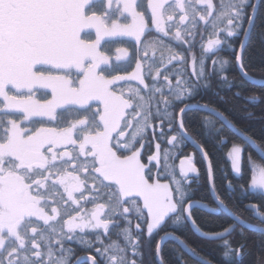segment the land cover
Returning <instances> with one entry per match:
<instances>
[{"label": "snow or ice", "instance_id": "1", "mask_svg": "<svg viewBox=\"0 0 264 264\" xmlns=\"http://www.w3.org/2000/svg\"><path fill=\"white\" fill-rule=\"evenodd\" d=\"M256 10L253 0H147L146 10L142 0H0V264H81L66 241L85 249L96 245V255L87 256L91 264H143L141 249L150 248L157 229L187 223L218 242L222 259L251 255L243 232L238 245L229 239L237 222L244 223L230 198L233 186L229 183L227 195L217 187L211 153L187 130L185 101L218 75V61L208 69L203 55L222 45L234 56L241 79L249 78L244 41L236 49L234 40L248 35ZM153 29L158 35L150 34ZM114 38L136 43L134 54L125 47L115 50V61L135 60V68L122 75L113 74L119 65L110 63L109 45L102 43ZM197 44L200 58L193 51ZM211 110L235 126L223 112ZM203 124L222 148L223 127ZM236 128L255 143L246 129ZM165 139L170 149H162ZM186 140L207 162V191L215 206L197 203L232 217L214 233L200 229L192 215L189 174L200 180L193 157L180 160L183 179L169 164ZM153 143L156 151L148 160L156 161L155 174L142 163V150ZM228 155L240 176L241 147L233 144ZM251 187L264 192V166L254 165ZM256 215L264 220V211ZM113 231L123 245L111 239ZM166 236L186 245L173 232ZM187 247L201 264H213L195 246ZM156 252L162 255L160 243ZM177 261L184 264L180 256ZM253 264H264V242Z\"/></svg>", "mask_w": 264, "mask_h": 264}, {"label": "trees", "instance_id": "2", "mask_svg": "<svg viewBox=\"0 0 264 264\" xmlns=\"http://www.w3.org/2000/svg\"><path fill=\"white\" fill-rule=\"evenodd\" d=\"M254 2V0H253ZM144 8H147V0H142ZM264 0L259 1L257 14L254 20V24L245 46L246 55L248 58V74L249 76L257 81L264 82V37L261 36V32H264ZM148 24L151 27V14L148 13ZM152 36L158 35L153 29L150 33ZM148 36L146 34L145 39ZM243 38V33L237 36L234 40V47L239 49L240 40ZM92 39H95L92 34ZM199 39V38H197ZM116 40H122L124 42H116ZM166 43H171L174 47L181 48L186 51V46L177 45L175 41L170 40V38H165ZM108 43L109 52L108 54L115 57V50L117 47L128 48L130 54H134L136 50V43L134 40L129 38L125 39H115L112 42H103ZM198 58L201 57V49L199 44L193 50ZM159 51L156 52V54ZM149 55H152L150 51ZM157 59H158V55ZM203 59L205 65L208 69L213 67L212 60L216 59L218 61L216 71L218 75L209 77L210 87L200 88L197 90L196 94L188 98L185 103L187 105H203L209 104V108H215L216 110L223 112L229 120L234 122V127L240 126L246 129L245 134H250L255 139V143L260 149L264 152V84H255L250 83L246 80H242L241 76L235 65V58L232 56L231 52L225 47L220 46L215 50L214 54H204ZM224 60H230L231 62L228 65L223 64ZM112 65H119L118 69L113 72V74H124L126 71H131L135 68V60L131 64L126 63L125 61L121 62H112ZM162 79V78H161ZM124 82H122L123 84ZM133 85L135 83L129 82ZM148 83H152L151 80ZM243 85L240 88V85ZM239 90L241 92L240 96H236L235 92ZM255 95L257 99L255 101L248 99L249 96ZM183 106V105H181ZM249 113H252V116L249 117ZM208 120L213 123L215 128L223 127L224 136L220 139H225L227 142L223 147H219V141L214 140L206 133H209L211 130L204 127L203 122ZM186 123L188 125V131L193 139H199L203 141V144L206 145V150L211 153L210 160L215 166V183L217 187L221 189L222 192H225L226 195L229 194L228 185L232 184V189L230 191V198L239 206V215L241 219L252 225L260 226L264 228V221L262 223L257 222L252 217V211L247 210V206L250 204L257 205L259 211H264V195L261 193H254L249 191V185L252 177L251 164L256 163L260 166H264L262 160L258 155L252 150V148L240 140L230 129L226 128L218 119L209 113L200 110L193 109L187 111L186 114ZM39 126V125H37ZM233 126V125H232ZM237 129V128H236ZM151 130H149V139H151ZM162 149H170L171 145H168L167 139L160 142ZM233 144H237L241 147V164L242 171L240 176H235L232 172L231 164L228 159V154ZM155 150V144H151L142 150L143 158L142 163L152 167L153 174L156 172V163L149 162V155L153 154ZM191 155L193 157V162L198 168V174H200V180L197 182L193 178L189 183L191 184V198L192 201H203L207 202L210 207L215 206V202L212 197L208 194V174L203 162V159L200 154H198L194 149H192L187 141H185L181 146L180 150L174 151V158L170 159V162L178 170V161L180 158ZM147 170V169H146ZM179 173V170H178ZM179 178L180 173L177 174ZM227 177V179H225ZM79 195V194H77ZM87 207L90 209L92 204H88ZM192 215L198 224L199 228L205 232L214 233L218 231L222 226L226 224H231L232 219L223 211L217 215L207 214L205 212L199 211L197 209L192 211ZM135 222L133 223V230H135ZM146 231V229H145ZM167 232H173L177 237L182 238L186 241V246H195L199 249L200 255L204 258L210 259L213 264H253L254 258H256L258 252L261 251L262 242H264V234L250 231L244 229L240 226H236V231L233 233L230 240H232L234 245H238L240 242L239 233L243 232L247 237V242L251 255H245L238 260H234L229 257L228 260L222 259V250L217 247V241H208L197 237L191 230L190 226L185 224L181 227H173L170 224H166L160 229L156 230L154 238L150 248L141 249L143 264H157L155 260L156 244L159 239L165 235ZM77 235H82L77 233ZM83 235L89 237L93 236V233L86 232ZM101 238L105 243L109 242V238L104 236L101 232ZM112 240H117L118 243L123 245L124 241L122 237H117L115 231L111 236ZM68 247L75 249L76 255H96L95 247L91 249H85L78 245L75 241H66ZM131 255V251L128 253ZM180 256L183 259L184 264H200L197 261L189 257L175 242L167 241L162 247L161 259L165 264H179L177 257ZM140 257H138L139 259ZM87 264V263H82ZM100 264H103L101 260Z\"/></svg>", "mask_w": 264, "mask_h": 264}, {"label": "water", "instance_id": "3", "mask_svg": "<svg viewBox=\"0 0 264 264\" xmlns=\"http://www.w3.org/2000/svg\"><path fill=\"white\" fill-rule=\"evenodd\" d=\"M259 1L260 0H254V2L257 4V10H258V5H259ZM257 10H256V13L254 14V17H256V14H257ZM254 20H255V18H254ZM252 27H253V25H251V26H248V35L247 36H243V41H244V44H245V46H246V44H247V41H248V39H249V36H250V33H251V30H252ZM237 70H238V68H237ZM238 72H239V70H238ZM239 74H240V72H239ZM241 76V75H240ZM246 81H248V82H250V83H255V84H264V82H262V81H257V80H254V79H252L250 76H249V78L248 79H245ZM189 106V108H188V111L189 110H193V109H200V110H203V111H205V112H207V113H209L210 115H212V116H214L216 119H218L226 128H228V129H230L240 140H242L243 142H245L246 144H248L251 148H252V150L258 155V157L262 160V162L264 163V152L260 149V147H258L257 145H256V143H251V142H249V141H247V140H245L244 139V136L234 127V126H232V125H229V124H226V123H224L223 121H221L220 120V118L216 115V112L215 111H212L211 110V108H209V109H203V108H201L200 107V105H188ZM188 143H189V145H190V147L192 148V149H194L198 154H200L201 155V157H202V159H203V153H201V152H199V151H197L196 149H195V146L193 145V143L191 142V141H189V140H186ZM185 157H182V158H180L179 159V161H178V170H179V172H180V160L181 159H184ZM203 162H204V164H205V167H206V170H207V162L206 161H204V159H203ZM190 176H192L193 178H195L196 177V175L197 174H189ZM194 204H196V206L192 209V211L193 210H195V209H197V210H199V211H202V212H205V213H207V214H211V215H217V214H219L221 211H217V212H210L209 211V209H206V208H203L202 206H201V204L200 203H197V202H200V201H192ZM247 210H250V211H252V217L257 221V222H259V223H262L264 220H261L260 219V217L258 216V215H256V212H257V210H258V208H256V209H252V208H249L248 206H247V208H246ZM225 213V212H224ZM227 214V213H226ZM231 219H232V217L229 215V214H227ZM242 220V219H241ZM243 221V220H242ZM244 223L243 224H240L239 222H237V226H240V227H242V228H244V229H248V230H250V231H254V232H258V233H261V234H264V231H261V229H264V228H262V227H260V226H256V225H252V224H250V223H247V222H245V221H243ZM188 225L190 226V228H191V230H192V232L197 236V237H199V238H201V239H204V240H208V241H215V240H212V239H210V238H204V237H202V235H200L199 233H197V232H195L194 231V229H193V227H192V225L190 224V223H188ZM162 237H165L163 240H161V238L159 239V241H158V243H160V245H161V249H162V247H163V245H164V243L165 242H167V241H173V242H175L189 257H191L193 260H195V261H197L198 263H200L201 264V261H200V259L199 258H197V257H195V256H193V254H192V252L191 251H189L188 250V247L186 246V245H180L178 242H177V240H175V239H173V238H171V237H168V236H166V234L165 235H163ZM155 260H156V263L158 264V261H160V260H162L161 259V256H157V252H155ZM87 256L88 255H84V256H81L82 257V260H81V264L82 263H87V264H91V262L90 261H88L87 260Z\"/></svg>", "mask_w": 264, "mask_h": 264}, {"label": "rangeland", "instance_id": "4", "mask_svg": "<svg viewBox=\"0 0 264 264\" xmlns=\"http://www.w3.org/2000/svg\"><path fill=\"white\" fill-rule=\"evenodd\" d=\"M92 34H93L94 37H95V33L93 32ZM115 39H125V38H114L113 40H115ZM102 43H103V42H102ZM159 54H160V53H157L156 55L159 56ZM112 62H117V61H115L114 57H113V59L111 60L110 63H112ZM119 62H121V61H119ZM132 82H133V83H136L135 81H132ZM121 83H122V82H121ZM155 151H156V149L154 150V152H155ZM230 151H231V150H230ZM230 151H229V152H230ZM154 152H153V153H154ZM241 154H242V153H241ZM228 159H229V155H228ZM229 161H230L231 168H232V162H231L230 159H229ZM152 162L156 163V161H152ZM161 163H163V157H162V156H161ZM169 164H172V165H173V163L170 162V160H169ZM254 165H256V166H260L259 164H256V163H252V164H251L252 176H253V173H254ZM174 171H175V175H176V177H177L178 179H183V178H179V177L177 176V174H179V173H178V170H177V166L174 167ZM232 172H233V170H232ZM233 174H234L235 176H237V174H235L234 172H233ZM251 183H252V177H251V182H250V185H249V191H250V192L261 193V194L264 195V192H262L259 188H252V187H251Z\"/></svg>", "mask_w": 264, "mask_h": 264}]
</instances>
